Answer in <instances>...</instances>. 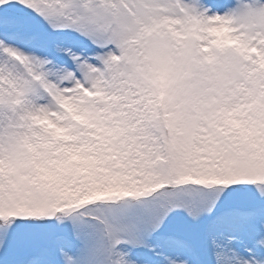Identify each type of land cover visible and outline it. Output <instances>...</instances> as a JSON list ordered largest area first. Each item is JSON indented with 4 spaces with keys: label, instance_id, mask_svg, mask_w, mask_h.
I'll list each match as a JSON object with an SVG mask.
<instances>
[{
    "label": "snow or ice",
    "instance_id": "obj_1",
    "mask_svg": "<svg viewBox=\"0 0 264 264\" xmlns=\"http://www.w3.org/2000/svg\"><path fill=\"white\" fill-rule=\"evenodd\" d=\"M0 264H264V0H0Z\"/></svg>",
    "mask_w": 264,
    "mask_h": 264
}]
</instances>
